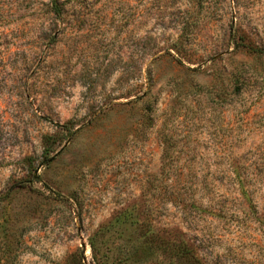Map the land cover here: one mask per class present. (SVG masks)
I'll use <instances>...</instances> for the list:
<instances>
[{
    "label": "rangeland",
    "instance_id": "rangeland-1",
    "mask_svg": "<svg viewBox=\"0 0 264 264\" xmlns=\"http://www.w3.org/2000/svg\"><path fill=\"white\" fill-rule=\"evenodd\" d=\"M150 219L264 264V0H0V264L93 262L101 229L129 264Z\"/></svg>",
    "mask_w": 264,
    "mask_h": 264
},
{
    "label": "trees",
    "instance_id": "trees-1",
    "mask_svg": "<svg viewBox=\"0 0 264 264\" xmlns=\"http://www.w3.org/2000/svg\"><path fill=\"white\" fill-rule=\"evenodd\" d=\"M173 171L172 168L163 166L160 175L164 177ZM175 193V195H174ZM173 197L170 198L171 204L174 202L190 208H199L197 201L187 202L186 197L181 191H173ZM103 232L102 229L95 233L91 238V247L93 250L94 261L86 260L81 250L69 255L63 264H107L105 255L97 253L96 237ZM129 243L118 248L117 256L120 262L129 264H149L156 260L160 264H205L196 244L191 241L185 232H178L174 228H166L165 226H156L152 219L140 232L128 238ZM106 253V254H105Z\"/></svg>",
    "mask_w": 264,
    "mask_h": 264
}]
</instances>
